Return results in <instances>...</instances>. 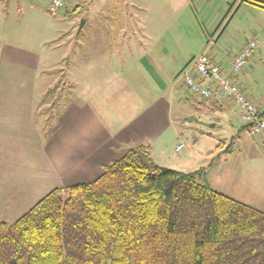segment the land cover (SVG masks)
<instances>
[{"label":"crops","instance_id":"1","mask_svg":"<svg viewBox=\"0 0 264 264\" xmlns=\"http://www.w3.org/2000/svg\"><path fill=\"white\" fill-rule=\"evenodd\" d=\"M50 2L0 0V221L14 223L54 189L94 181L103 173L104 166L121 158L131 148L143 145L153 152V146H159L165 140L169 129L173 134L174 146L179 143L186 146L184 151L187 152L183 160L178 162V166L184 168L183 172H194L208 165L213 157L210 154L219 144L211 140L205 146L201 145V139L194 138L197 141L187 145L189 137L175 122L173 104L195 107L198 112L201 110L202 117L207 116L210 110L224 115L235 111L239 119L240 116L237 106L218 91L213 80H206L214 89L209 100L194 96L184 86L180 74L191 69L193 61L201 54H208L222 70L230 72L239 51L247 42L256 40L258 47L251 58L253 64L249 62L245 76L237 73L232 79L264 113L262 82H246V74H254L255 60H260L264 66V9L242 0H135L129 13L102 6V16H91L84 21L83 28L99 25L101 40L108 39V31L115 37L109 47H101L99 50L89 48L88 39L84 50L85 63L91 64L94 57L99 55V62L106 69L121 71L125 70L124 65L129 69L135 65L134 69L142 71V55H148L149 68L153 74H147L144 79L152 85V90L146 88L151 96L147 97L149 104L146 109H141L139 99L128 96L123 101L120 99L122 90L114 89L112 92L119 102L103 104L85 96L81 103L73 92L74 96L69 98L65 107H54L53 103L59 100L58 96L53 97L52 94L56 85H50L44 91L46 84L39 82L38 75L40 55L34 49L19 45L21 36L14 25L19 24V21L23 23L29 15L38 22L39 18L42 21L44 8L48 11ZM67 5H70V1ZM190 6L205 9L210 18L228 14V22L218 34L229 46L227 52L226 48L212 43L215 37H211L210 33L196 54L180 47L182 44L179 40L183 38L180 29L177 27L178 33L171 34L170 31L174 24L185 22L182 17ZM66 11L61 14L64 18ZM125 22L132 23V30L126 35L119 34ZM148 38H155L156 43L146 46ZM134 45L138 48L134 55L139 57L130 56ZM69 60L68 66L71 58ZM78 64L80 61L73 67ZM79 80H74V87L79 86ZM104 83L112 86L114 82L106 80ZM119 84L115 83L116 86ZM245 84L250 88L244 87ZM253 84L259 91L254 89ZM44 92L50 93L45 95ZM197 105L204 109H199ZM50 119L51 125L48 123ZM257 137L264 155V132ZM221 146H225L224 143ZM236 158L237 152L233 148L230 154L222 155L208 170L207 179L215 191L221 190L215 189L211 177L221 170L223 161L228 163ZM186 160H195L196 164L191 167L185 163ZM232 182V193L242 198L240 202L245 203L247 195L241 197L242 189L244 186L247 191L251 190L253 179L244 176L243 182L239 178Z\"/></svg>","mask_w":264,"mask_h":264},{"label":"trees","instance_id":"2","mask_svg":"<svg viewBox=\"0 0 264 264\" xmlns=\"http://www.w3.org/2000/svg\"><path fill=\"white\" fill-rule=\"evenodd\" d=\"M242 2L264 9V0ZM233 144L189 173L159 165L146 146L127 150L94 181L1 220L0 264H264V212L207 180Z\"/></svg>","mask_w":264,"mask_h":264},{"label":"rangeland","instance_id":"3","mask_svg":"<svg viewBox=\"0 0 264 264\" xmlns=\"http://www.w3.org/2000/svg\"><path fill=\"white\" fill-rule=\"evenodd\" d=\"M133 1L135 2V0H70V5H67L56 17H52L44 8L45 14L42 16V21L39 18L38 22L32 15H29L28 19L23 23L19 21V24H14L17 28V32L20 34L19 36H21L19 45L34 49L40 55L41 60L38 75L39 82L43 81L46 84V86L43 87V89H45L44 91H46L48 86L56 85L53 87L54 93L52 94L54 95L53 97L58 96L59 100L53 103L54 107H59V105L65 107L68 104L69 98L74 96L73 92L77 95L78 102L81 103L84 102L85 96L92 97L95 99V102L99 101V103L103 104L116 101L119 102L112 90L121 89V100L125 101L128 99V96H132L135 100L136 98L139 99V108H147L149 104L147 97L151 96L146 92V88L152 90V85L145 82L144 79L147 74L153 75L149 68V56L146 54L142 55L143 61L141 63L144 66L142 71L134 69L135 65H131L130 69L128 66L124 65L125 70L121 71L110 68L106 69L100 64L99 55L98 57H94L91 64H86L84 50L87 48L85 45L87 40H90V43L87 44L90 46L89 48L99 50L102 49L101 47H109V43L112 44L115 35H112L113 33L108 31V39L104 41L101 40L99 34L100 26L95 24H93V27H82L83 30L81 29V31L78 32L81 21H86L91 18V16H102L104 13L101 12L102 6L105 8L108 6L113 11L122 10L124 13H129V10L132 9ZM75 7H80L79 11L73 15L70 14ZM198 7L195 6L194 8V6H190L182 17V20L185 19V22L179 23L178 25L174 24L170 31L171 34L178 33V27L183 37L179 40L182 44L180 47L195 52L196 54L197 49L203 46L206 42V37L208 39V33H210L211 37H215L214 40H211L213 41L212 43H217V45L223 49L226 48L225 50L227 52L229 46H226L224 43L225 39L223 37L220 38L218 35L228 22L226 20L227 14H223L222 16L214 15L210 18L205 9V11L202 10L203 8L199 10ZM64 11L70 15L67 16L66 19L61 15ZM54 22L56 24H54ZM35 24L42 25L37 26ZM53 25L55 26L54 28H52ZM132 27V23L125 22V26L123 29H120L118 33L126 35L129 33L130 29L132 30ZM101 31L103 30H100V32ZM157 33L156 29V34ZM43 38L45 41H43ZM154 43H156L155 38H148L145 45L153 46ZM132 48L133 54L130 56L139 57L140 55H134L135 50L138 48L135 45L132 46ZM70 58L71 64L68 66ZM79 61L80 64L73 67V65ZM250 61L251 59L249 62ZM250 64H253V60ZM250 64L242 69L239 75L245 76L244 73H246L245 71ZM255 64L256 65L253 67L255 69L254 74L253 76H249L247 73L246 82H262V90H264V66L258 59L255 60ZM180 77L182 79L181 74ZM76 78L80 79V84L74 87L73 82ZM106 80L113 81L114 83L112 86H108L104 83ZM100 82H103V84L101 85ZM116 82H120V84L116 86ZM254 85L255 84H253V86ZM244 87H247V89L250 88L247 84H245ZM254 89L258 90V87L255 85ZM44 93L45 95H49L50 92ZM60 98L63 99L60 101ZM197 106L200 107L199 109H204L201 105ZM173 111L177 126L189 137L190 142L186 143L187 145H191V142L197 141L196 139L194 140V138L198 140L201 139V145L205 144V146H207L211 140H214L219 145L224 143L225 148L231 145V143H234L233 146L234 150L237 152V158L228 163L223 161V163H221V170L211 177V181L215 189L221 190L219 192L241 201L242 198L232 193L230 183H233L232 180H236L237 178L241 179V182H243L244 176L252 178V186L250 184L251 190L247 191L243 186L241 197H243V194L247 195L245 196L247 197L245 198L246 201L244 200L245 204H250L249 206L252 204L253 208L264 212V155L261 153V144H259L260 142L258 141L259 137L251 136L247 129L242 130L243 123L241 119L238 118L235 111L234 113L228 112L224 115L210 110L207 116L204 115V117H202L201 110L198 112L195 107L193 108L189 105L182 107L180 104H173ZM54 112L55 110H53V113ZM51 119L48 122L50 125L52 124ZM168 136L171 137L169 138ZM172 136V131L169 129L166 133V137H164L165 140L161 141L159 146H153V152L150 148L149 149L152 155H155V149H157L156 156L153 158L156 159L155 161L159 165L183 172L184 168L179 167L178 162L183 160V156L187 151H184V149L182 152H176L175 148L181 143L174 146ZM229 158L230 157L225 160ZM185 163L191 167L196 164L195 160H186ZM249 174H251V177ZM198 181L200 183L203 182L202 180Z\"/></svg>","mask_w":264,"mask_h":264},{"label":"built area","instance_id":"4","mask_svg":"<svg viewBox=\"0 0 264 264\" xmlns=\"http://www.w3.org/2000/svg\"><path fill=\"white\" fill-rule=\"evenodd\" d=\"M69 1L51 0L48 12L52 16H57ZM257 47L256 40L247 42L235 56L230 72L222 70L208 54H201L193 61L191 69H186L181 74L184 86L188 91L194 96L205 100L211 99L214 94V89L206 83V80H213L218 91L237 106L243 125L253 137H257L264 132L263 112L259 105L235 83L232 76L248 65ZM184 149L185 145L181 143L175 148V151L182 152Z\"/></svg>","mask_w":264,"mask_h":264},{"label":"water","instance_id":"5","mask_svg":"<svg viewBox=\"0 0 264 264\" xmlns=\"http://www.w3.org/2000/svg\"><path fill=\"white\" fill-rule=\"evenodd\" d=\"M83 25H84V21H81V23H80V25H79L78 32H80V31H81V29H82Z\"/></svg>","mask_w":264,"mask_h":264}]
</instances>
